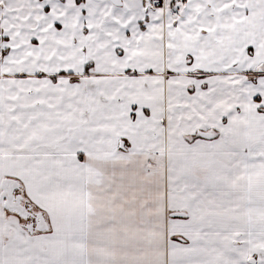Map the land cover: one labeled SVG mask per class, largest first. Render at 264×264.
I'll use <instances>...</instances> for the list:
<instances>
[{
  "label": "snow or ice",
  "instance_id": "6c2138e0",
  "mask_svg": "<svg viewBox=\"0 0 264 264\" xmlns=\"http://www.w3.org/2000/svg\"><path fill=\"white\" fill-rule=\"evenodd\" d=\"M0 264H264V0H0Z\"/></svg>",
  "mask_w": 264,
  "mask_h": 264
}]
</instances>
